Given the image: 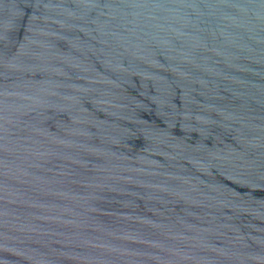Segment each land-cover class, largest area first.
<instances>
[{
  "label": "water",
  "instance_id": "water-1",
  "mask_svg": "<svg viewBox=\"0 0 264 264\" xmlns=\"http://www.w3.org/2000/svg\"><path fill=\"white\" fill-rule=\"evenodd\" d=\"M0 264H264V0H0Z\"/></svg>",
  "mask_w": 264,
  "mask_h": 264
}]
</instances>
